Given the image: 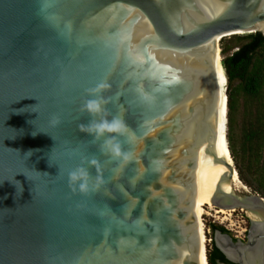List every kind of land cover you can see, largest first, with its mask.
Returning <instances> with one entry per match:
<instances>
[{
    "label": "water",
    "instance_id": "95a60500",
    "mask_svg": "<svg viewBox=\"0 0 264 264\" xmlns=\"http://www.w3.org/2000/svg\"><path fill=\"white\" fill-rule=\"evenodd\" d=\"M257 32L264 0H0V264H205L196 181L216 208L257 217L246 241L216 230V247L264 264V200L223 158L214 48ZM99 83L130 129L122 170L79 130ZM85 157L105 183L73 194L68 172ZM223 164L241 192L222 188Z\"/></svg>",
    "mask_w": 264,
    "mask_h": 264
},
{
    "label": "trees",
    "instance_id": "16d2710c",
    "mask_svg": "<svg viewBox=\"0 0 264 264\" xmlns=\"http://www.w3.org/2000/svg\"><path fill=\"white\" fill-rule=\"evenodd\" d=\"M220 56L223 55L222 66L226 75L227 88V139L231 157L236 165L241 181L254 192L264 197V158L261 147L264 142V35L251 33L234 35L221 40ZM239 80L237 86L233 82ZM241 91L250 101L259 100L256 121L251 122L249 130L243 136V152L239 153L235 146L234 127L237 114L238 92ZM247 145V146H246ZM212 234L216 230L231 232L219 224H210ZM208 264H235L226 259L216 247L214 238L208 249Z\"/></svg>",
    "mask_w": 264,
    "mask_h": 264
},
{
    "label": "clouds",
    "instance_id": "9594fccd",
    "mask_svg": "<svg viewBox=\"0 0 264 264\" xmlns=\"http://www.w3.org/2000/svg\"><path fill=\"white\" fill-rule=\"evenodd\" d=\"M107 87V84L99 83L94 88L88 89L91 96L95 98L86 99L81 105V111L86 112L90 119L88 123L80 124L79 130L92 136L93 141L102 140L100 151L116 160L122 170L133 159V153L124 150L120 140V137L128 136L130 129L122 117L112 115L106 107L109 101L100 93ZM109 116H111V119H109ZM59 122L58 117H54L51 121L54 126ZM52 139L54 140V138ZM84 163L96 167L99 171L100 164L96 158H83V162L80 165L68 172V187L73 194L77 192L86 195L90 194L99 190L101 185L105 183V180L100 175H97L95 182L91 183L93 177L88 167L84 166ZM49 166L52 165L49 164ZM45 174L49 173L45 172Z\"/></svg>",
    "mask_w": 264,
    "mask_h": 264
},
{
    "label": "rangeland",
    "instance_id": "374dc122",
    "mask_svg": "<svg viewBox=\"0 0 264 264\" xmlns=\"http://www.w3.org/2000/svg\"><path fill=\"white\" fill-rule=\"evenodd\" d=\"M230 37L232 36L225 37L223 39H227ZM219 44L221 46V41ZM221 56L223 59V55ZM239 83H240L239 80H235L233 82V86H237ZM227 88H228V84H227ZM237 98H238L237 114H236V122H235L233 133H234V139H235V146L240 156L244 148V145H243L244 133H246L249 130L251 122L254 123L256 121V114H258L257 110H258V107L261 108V106H258L259 104L258 99H254L253 101H250V99H248L247 96H245V94L241 91L238 92ZM227 133H228V128H227ZM261 148H262L261 152L264 158V142ZM238 190L239 192H241L243 189H238ZM248 190L254 193L252 188L249 187ZM202 210H203L202 211V230H203V234L205 237V246H206L207 255H208V248L206 244L207 237H206V231L204 228L203 218L206 219L207 224L215 223V224L224 226L229 231H231L234 235L238 236V238L240 239H244V236L246 234L244 229H248L249 219H254V220L257 219V217L254 216L252 213L245 212L239 209H235V211H232V213H230L229 215L217 214L216 207L213 208V207H210L209 205L203 206ZM210 236L213 239L214 236L212 234V231L210 232Z\"/></svg>",
    "mask_w": 264,
    "mask_h": 264
},
{
    "label": "bare ground",
    "instance_id": "6f19581e",
    "mask_svg": "<svg viewBox=\"0 0 264 264\" xmlns=\"http://www.w3.org/2000/svg\"><path fill=\"white\" fill-rule=\"evenodd\" d=\"M218 41H219V38H216L215 43H214L215 44L214 48L216 52V57L218 61L221 82H222L223 158L228 160V162L232 163L233 159L230 154L229 144H228V139H227V121H228L227 119L228 107H227V93H226L227 92V88H226L227 82H226V75H225V72L222 66L219 45L217 43ZM228 172H229V168L226 165H224L222 188L226 191H230L233 187L236 189H244L245 187L243 186L242 182L239 181L237 173L234 174V178H233L234 185L233 183L225 184L224 176ZM195 187H196V191H195V198H194V206L191 209V213L195 214L197 218L196 229H197L199 241H200V251H199L198 259H200L205 264H208L206 246H205V237H204L203 230H202V211H203L202 208L205 205H209L210 207H213V208H215V206L213 202L202 192L198 181L195 182ZM246 190H248V188H246ZM232 211H235V210L216 208V213L222 214V215H229L230 213H232Z\"/></svg>",
    "mask_w": 264,
    "mask_h": 264
},
{
    "label": "built area",
    "instance_id": "2783aa9c",
    "mask_svg": "<svg viewBox=\"0 0 264 264\" xmlns=\"http://www.w3.org/2000/svg\"><path fill=\"white\" fill-rule=\"evenodd\" d=\"M239 210H242V211H245L243 209H239ZM203 221H204V228H205V231H206V237H207V248H211V244H212V237L210 236V232H211V228H210V223L207 224V221L206 219L203 218Z\"/></svg>",
    "mask_w": 264,
    "mask_h": 264
},
{
    "label": "flooded vegetation",
    "instance_id": "af4514ba",
    "mask_svg": "<svg viewBox=\"0 0 264 264\" xmlns=\"http://www.w3.org/2000/svg\"><path fill=\"white\" fill-rule=\"evenodd\" d=\"M259 196L261 197V198H263V200H264V197H262L260 194H259ZM245 212H247V211H245ZM251 220L252 219H249V226H248V229H244V231H245V236H244V239H240V238H238V236H236V235H234L231 231V236L233 237V239L234 240H241V241H246L247 240V236H248V230H249V227H250V222H251ZM224 227V226H223ZM227 229V228H226ZM228 230V229H227ZM229 234V233H228Z\"/></svg>",
    "mask_w": 264,
    "mask_h": 264
}]
</instances>
